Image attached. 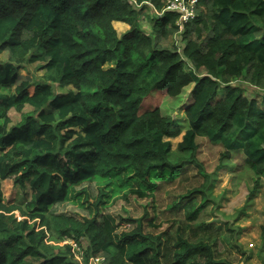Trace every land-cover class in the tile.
<instances>
[{"label": "trees", "instance_id": "1", "mask_svg": "<svg viewBox=\"0 0 264 264\" xmlns=\"http://www.w3.org/2000/svg\"><path fill=\"white\" fill-rule=\"evenodd\" d=\"M147 2L159 13L149 18L151 31L139 17ZM164 3L0 0V53L7 57L0 60V180L30 191L24 209L4 202L0 189V264H80L68 242L48 241L81 247V238V264L93 256L103 264H235L234 252L218 250L219 225L203 219L213 179L204 181L210 175L196 158V138L223 146L221 164L240 151L256 184L264 179V0H199L182 30ZM113 21L129 29L119 36ZM173 33L181 50L162 43ZM32 62L41 63L38 82L19 72ZM235 80L260 89V99ZM56 85L72 89L57 92ZM189 85L187 127L176 148L186 157L174 161L166 138L182 125L158 107L140 106L154 90L176 96ZM25 105L31 111L22 112ZM11 108L22 114L9 125ZM193 169L202 187L169 206L183 218L159 234L142 232L140 220L118 234L115 219L100 212L104 198L121 191L143 198ZM87 182L100 187L94 203L81 205L94 208L90 218L54 210Z\"/></svg>", "mask_w": 264, "mask_h": 264}, {"label": "rangeland", "instance_id": "2", "mask_svg": "<svg viewBox=\"0 0 264 264\" xmlns=\"http://www.w3.org/2000/svg\"><path fill=\"white\" fill-rule=\"evenodd\" d=\"M152 15H158V13L150 5H146L139 14L141 24L146 31H151L149 18ZM118 34L121 35L122 31H119ZM162 43L169 46L176 45L179 50L183 46L180 35L174 33L163 38ZM6 58V55L1 52L0 60H6ZM40 64V62L25 63L19 72L22 76L30 77L32 81L38 82L43 74V70L37 69ZM238 83L244 87L246 96H256L258 100L260 99L259 93L262 92L260 89L248 83L240 82V80L233 82V84ZM191 86L185 87L176 96L168 95L166 89L154 90L140 106L141 108L158 107L163 115L175 117L182 125L180 134L176 137L166 138L171 141L172 152L170 157L174 161H177L181 154L186 157V154L177 152L176 148L187 127L183 110L188 103V92ZM68 89H72V86L57 87L56 85L57 92H65ZM261 107L264 106L261 104ZM31 109L29 105H25L22 112H28ZM22 112L11 108L8 112L11 117L9 125L18 122ZM196 141L198 143L196 158L202 164L204 172L210 175L208 178L203 177L204 181L213 179L207 182L211 183L208 190L211 201H209L203 219L205 222L207 219L213 221L211 222L213 225H219L218 250L224 253L231 252L233 254L234 252L235 264H264V243L261 239L264 231V179L262 178L259 184H256V176L245 164L244 155L240 151H232L229 162L221 164L220 155L224 150L221 144H213L205 136H198ZM191 171L188 175L186 173L172 182H158V188L151 195L143 198L137 197L135 194L126 196L123 191L118 195L104 198V202L99 206L100 212L109 213L115 219L118 234L133 230L139 220L141 221L142 232L159 234L168 228L172 219L177 217L175 221H179L183 218L182 213L168 210L169 206L180 195L186 194L194 187H202L199 172L196 169ZM82 188L85 192L78 197H72L66 202L55 205L54 210L57 213H66L79 219L90 218V215L95 213L94 208H85L81 205L89 206V203H94L99 195L100 187L94 182H87L76 187L75 192H80ZM0 189L4 202L7 204L15 203L27 209L25 206L30 199V191L27 185L24 187L14 185L13 180L7 178L0 180ZM86 199L87 202H85ZM200 199L201 195H197L196 204H199ZM14 213L17 218H22L18 210ZM211 215L213 218H210ZM80 241L81 248L85 247L86 239L81 238ZM48 242L63 244L64 241L49 240ZM88 264L95 263L91 261Z\"/></svg>", "mask_w": 264, "mask_h": 264}, {"label": "built area", "instance_id": "3", "mask_svg": "<svg viewBox=\"0 0 264 264\" xmlns=\"http://www.w3.org/2000/svg\"><path fill=\"white\" fill-rule=\"evenodd\" d=\"M198 1L199 0H165L164 8L162 9V11L163 10H170V11L176 12L177 18L175 20V23L179 27V30H182L184 24L195 17L196 5H197ZM147 3H149V2H147ZM65 242H68L71 245L72 251L74 252V255H75V258L81 264L83 248L78 246L72 240H64L63 244ZM91 261L94 262L95 264H103L102 263L103 257L93 256L90 258L89 262H91Z\"/></svg>", "mask_w": 264, "mask_h": 264}, {"label": "crops", "instance_id": "4", "mask_svg": "<svg viewBox=\"0 0 264 264\" xmlns=\"http://www.w3.org/2000/svg\"><path fill=\"white\" fill-rule=\"evenodd\" d=\"M148 5L151 6V4L147 3ZM152 7V6H151ZM153 8V7H152ZM155 10V9H154ZM156 11V10H155ZM142 22V21H141ZM124 23V24H123ZM113 26L115 27L117 34L119 31H122V33H124L127 28L129 27V25L125 22L122 21H113ZM129 29V28H128ZM119 35V34H118ZM120 36V35H119Z\"/></svg>", "mask_w": 264, "mask_h": 264}]
</instances>
